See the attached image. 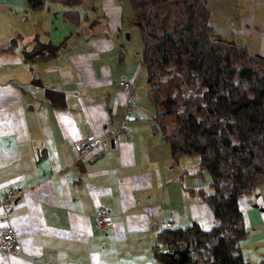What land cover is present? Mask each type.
<instances>
[{
    "label": "crops",
    "instance_id": "0c3cea01",
    "mask_svg": "<svg viewBox=\"0 0 264 264\" xmlns=\"http://www.w3.org/2000/svg\"><path fill=\"white\" fill-rule=\"evenodd\" d=\"M211 34L264 57V0H202ZM72 8L77 20L63 10ZM75 16V15H74ZM128 0H0V221L19 248L0 264H160L151 244L163 221L206 228L215 223L207 202L187 186L206 185L191 174L197 157L175 160L151 112L134 109L131 88L139 31ZM35 39L57 44L53 55L27 60ZM63 91L65 104L49 103L42 86ZM132 108L124 110L126 97ZM126 127L82 155L72 142L103 128ZM19 190L9 203L5 188ZM111 222L95 224V206ZM245 232L238 249L249 264H264V183L237 197Z\"/></svg>",
    "mask_w": 264,
    "mask_h": 264
},
{
    "label": "trees",
    "instance_id": "16d2710c",
    "mask_svg": "<svg viewBox=\"0 0 264 264\" xmlns=\"http://www.w3.org/2000/svg\"><path fill=\"white\" fill-rule=\"evenodd\" d=\"M25 1L31 9L43 4ZM128 1L146 92L152 104H163L150 115L153 125L168 142L171 159L196 155L189 173L204 172L206 185L187 188L207 202L215 218L206 228L194 220L161 226L152 254L160 264H249L238 249L245 226L237 197L264 183V57L214 37L202 0ZM63 15L77 20L72 8ZM14 39L0 51L11 50ZM56 47L35 39L22 56L47 58ZM42 92L49 103L65 104L61 89L43 85Z\"/></svg>",
    "mask_w": 264,
    "mask_h": 264
},
{
    "label": "built area",
    "instance_id": "2783aa9c",
    "mask_svg": "<svg viewBox=\"0 0 264 264\" xmlns=\"http://www.w3.org/2000/svg\"><path fill=\"white\" fill-rule=\"evenodd\" d=\"M118 83L124 90H129L133 84V78H127L122 75L117 78ZM124 110L132 108V100L127 96L123 103ZM126 127L123 123H120L115 128H103L101 134L89 132L84 136L78 138L72 142V146L75 153L82 155L86 150L95 146L103 145L106 142V138L116 139L120 133H124ZM19 187L15 183L9 184L5 188L4 201L9 203L13 200L14 195L18 192ZM95 224L105 225L111 222L107 209L102 205L95 206ZM170 225V221H163L162 226ZM19 248V241L16 234L13 231L9 223L0 221V250L5 254H11Z\"/></svg>",
    "mask_w": 264,
    "mask_h": 264
},
{
    "label": "rangeland",
    "instance_id": "374dc122",
    "mask_svg": "<svg viewBox=\"0 0 264 264\" xmlns=\"http://www.w3.org/2000/svg\"><path fill=\"white\" fill-rule=\"evenodd\" d=\"M147 88L148 84L144 79V68L141 66L133 82L131 94L134 109L138 108L140 112L143 113V115H146L150 112L154 113L156 110L162 109L163 107V104L161 103H158L156 105L151 103L150 98L146 92ZM167 119L170 120V116H168ZM191 155L196 156L195 154Z\"/></svg>",
    "mask_w": 264,
    "mask_h": 264
}]
</instances>
